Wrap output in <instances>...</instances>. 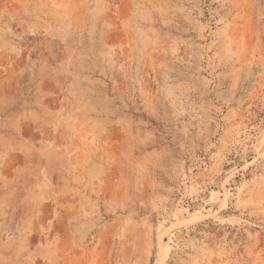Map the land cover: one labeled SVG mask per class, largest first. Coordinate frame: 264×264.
Instances as JSON below:
<instances>
[{"label": "rangeland", "instance_id": "374dc122", "mask_svg": "<svg viewBox=\"0 0 264 264\" xmlns=\"http://www.w3.org/2000/svg\"><path fill=\"white\" fill-rule=\"evenodd\" d=\"M0 264H264V0H0Z\"/></svg>", "mask_w": 264, "mask_h": 264}]
</instances>
